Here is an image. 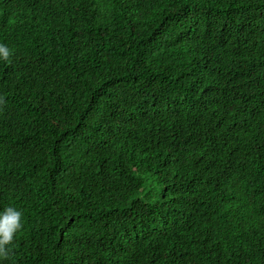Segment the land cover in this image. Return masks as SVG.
I'll list each match as a JSON object with an SVG mask.
<instances>
[{
  "label": "trees",
  "instance_id": "1",
  "mask_svg": "<svg viewBox=\"0 0 264 264\" xmlns=\"http://www.w3.org/2000/svg\"><path fill=\"white\" fill-rule=\"evenodd\" d=\"M0 264H264V0H0Z\"/></svg>",
  "mask_w": 264,
  "mask_h": 264
},
{
  "label": "clouds",
  "instance_id": "2",
  "mask_svg": "<svg viewBox=\"0 0 264 264\" xmlns=\"http://www.w3.org/2000/svg\"><path fill=\"white\" fill-rule=\"evenodd\" d=\"M11 50L4 44H0V60L10 62ZM4 103V97L0 96V105ZM23 212L13 206L6 207L0 212V259H8L16 234L23 228Z\"/></svg>",
  "mask_w": 264,
  "mask_h": 264
}]
</instances>
